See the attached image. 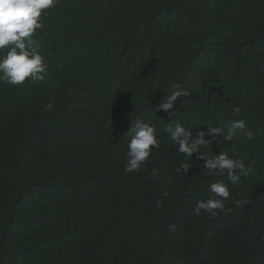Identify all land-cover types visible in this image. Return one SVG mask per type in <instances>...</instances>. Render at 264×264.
<instances>
[{"label": "trees", "instance_id": "trees-1", "mask_svg": "<svg viewBox=\"0 0 264 264\" xmlns=\"http://www.w3.org/2000/svg\"><path fill=\"white\" fill-rule=\"evenodd\" d=\"M45 11L33 37L45 79L0 82V264H264V0H58ZM173 85L188 95L156 113ZM137 118L159 148L129 173ZM239 120L252 139L206 134L200 148L244 161L235 185L164 131ZM219 181L224 209L197 215Z\"/></svg>", "mask_w": 264, "mask_h": 264}, {"label": "clouds", "instance_id": "clouds-1", "mask_svg": "<svg viewBox=\"0 0 264 264\" xmlns=\"http://www.w3.org/2000/svg\"><path fill=\"white\" fill-rule=\"evenodd\" d=\"M57 3L58 0H0V82L18 86L26 80L43 81L45 79L47 65L40 51L41 44L33 37L38 29L43 28L42 15L48 14L45 10L55 8ZM186 95H188L187 91L182 90L179 85H173L170 94L161 97L153 106L154 111L170 113L178 97ZM52 107L53 104L49 102L46 110ZM236 111L239 112V108H236ZM238 130L248 139L254 136L253 131L247 128L243 120L233 121L220 127H210L207 133L199 131L195 135L178 121H173L164 129L178 146L177 151L180 154L191 158L194 153H197L198 157L204 160L209 174L221 176L226 173L228 180L234 185L240 182L242 176L249 175L244 161L231 158L225 152L206 156L200 152V148L210 142L205 139L206 134H215V136L222 134L225 141H230ZM126 133L130 140L127 144L125 171L131 173L148 160L153 149L159 148V140L155 127L139 118ZM190 167L188 163H181L177 172L182 170L187 173ZM229 197L228 184L223 181L211 183L208 198L197 202L196 214L216 215L218 210L224 209V200Z\"/></svg>", "mask_w": 264, "mask_h": 264}]
</instances>
